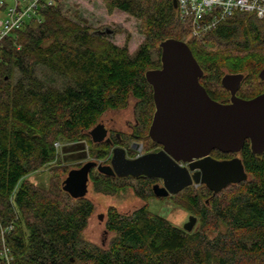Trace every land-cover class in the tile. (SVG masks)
<instances>
[{"label": "trees", "instance_id": "1", "mask_svg": "<svg viewBox=\"0 0 264 264\" xmlns=\"http://www.w3.org/2000/svg\"><path fill=\"white\" fill-rule=\"evenodd\" d=\"M103 2L109 14L121 11L140 22L144 41L133 52L129 38L123 46L114 44L61 0L42 9L40 21H29L0 45V253L2 230L12 225L5 235L10 264H264V153L253 154L249 140L237 155L211 153L217 160L240 157L246 181L217 194L191 185L167 197H181L186 212L198 218L192 232L149 210L158 180L111 177L93 169L90 180L96 192L113 195L132 189L146 202L127 214L108 208L105 227L114 237L107 248L84 236L94 203L66 193L56 168L48 187L29 181L30 175L54 163H62L58 168L68 174L55 143L65 139L93 144L85 133L107 111L126 109L130 98L137 101L138 125L118 144L150 139L146 133L155 104L146 72L162 67L160 43L183 41L192 26L179 17L173 0ZM194 41L189 47L203 70L200 83L212 99L230 103L231 94L221 83L226 75L222 67L229 74L245 75L238 97L256 96L248 98L243 92L256 80L264 84L259 78L264 19L237 13L205 34L202 41L222 46L219 52ZM158 146L152 142L153 149ZM110 153L105 142L89 150L98 161L109 162ZM0 264H6L1 254Z\"/></svg>", "mask_w": 264, "mask_h": 264}, {"label": "water", "instance_id": "2", "mask_svg": "<svg viewBox=\"0 0 264 264\" xmlns=\"http://www.w3.org/2000/svg\"><path fill=\"white\" fill-rule=\"evenodd\" d=\"M173 4L177 9V0ZM160 48L162 67L147 71L146 79L153 88L155 104L148 134L162 149L131 159L126 149L116 146L110 164L87 161L70 170L63 181V190L72 198L87 196L94 168L111 177L144 176L160 180L162 184L152 187L156 198L177 195L191 185H204L217 194L246 181L248 174L240 157L217 160L211 156L214 150L237 155L249 140L253 154L264 153V93L251 99L240 98L237 94L245 75L226 74L221 83L231 94L230 103L218 102L200 83L203 70L186 42L167 39L160 43ZM259 78L264 81V69ZM88 134L94 143L114 146L104 122ZM138 147L139 144H132V148ZM77 150L82 151L65 148L64 161L89 159L85 145ZM99 219L102 221L104 215ZM197 222V217L190 216L184 230L192 232Z\"/></svg>", "mask_w": 264, "mask_h": 264}, {"label": "rangeland", "instance_id": "3", "mask_svg": "<svg viewBox=\"0 0 264 264\" xmlns=\"http://www.w3.org/2000/svg\"><path fill=\"white\" fill-rule=\"evenodd\" d=\"M64 4L66 9H71L72 11H76L80 13L82 17L88 20V24L92 27L93 31L98 33L105 32L103 35H106L108 39L116 45L123 46L129 38V51L133 52L139 44L144 41V35L140 33V22L137 21L135 18L127 15L121 11H114L112 14H109L106 8L105 3L103 0H61ZM191 33V32H190ZM190 33L187 36H184V42L188 45L191 44L195 38H190ZM102 34V33H101ZM199 40H197L198 42ZM195 42V41H194ZM207 46V51L212 53L219 52L222 50V46L218 45L217 43L206 42L202 41ZM202 44V43H201ZM200 43L198 42V44ZM238 52H236L237 54ZM239 54V53H238ZM264 55V50L262 51ZM241 55V54H239ZM223 74H229L232 71L229 69L222 67ZM247 75V73H245ZM221 92V91H220ZM261 92H264V84L253 83L248 87L244 88L245 95L248 97L257 96ZM223 95L225 93L223 92ZM226 98V96H224ZM248 97V98H249ZM136 100L134 98H130L128 107L121 111H107L102 117L101 122L107 124L110 128L113 127L116 129V133H121L122 135H131L133 132V126L136 124V117H135V105ZM135 127V126H134ZM89 132L85 134L89 136ZM148 135V133H146ZM90 137V136H89ZM91 138V137H90ZM57 142L60 143V148H58L57 152L60 155L62 162L68 166V170L77 169L82 164L86 163L87 161H94L96 165L103 164L108 165L110 164L112 151L115 146H111V153H110V161L107 162L105 160L98 161L96 159H92L89 156V159L81 161H69L64 162L65 153L63 150L66 148L76 147L75 143H79V141H68V140H58ZM80 143L83 145L85 144L86 150L89 153L90 148L95 144H88L85 140H80ZM137 143L139 147L134 149L132 148V144ZM93 145V146H92ZM120 147L121 145H117ZM127 151V156L131 159L136 158L139 155H144L150 152H156L157 150L153 149L152 141L149 139H139L134 138L130 146H121ZM150 149V151H149ZM148 150V151H147ZM132 151V152H130ZM216 159V156H212ZM232 159V158H231ZM62 164V163H61ZM60 164V165H61ZM59 164H51L50 166H46L41 170L35 172L34 174L29 176V181L35 184L36 186L41 187H48L50 184V180L52 177V168H56L57 173L56 175H61L62 181H64L68 174H62ZM62 168V165H61ZM97 170L96 168H94ZM162 184V182H161ZM87 198L90 199L95 205V211L92 217L89 220L88 227L84 232L85 238L94 243L95 245L107 248L114 237L113 233L107 231L105 227L106 223V214L109 207H115L120 213L127 214L135 209H138L144 205L146 202L137 198L134 194L132 189H127L125 191L119 192L117 194H102L96 192L93 183H90L89 191L87 194ZM183 201L181 197L176 199L167 198H152L149 200V210L159 216L167 218L170 222L177 226H184L188 221L190 214L186 212L183 207ZM100 215H104V219L101 221L99 219ZM198 225V224H197ZM197 225L195 228H197Z\"/></svg>", "mask_w": 264, "mask_h": 264}, {"label": "built area", "instance_id": "4", "mask_svg": "<svg viewBox=\"0 0 264 264\" xmlns=\"http://www.w3.org/2000/svg\"><path fill=\"white\" fill-rule=\"evenodd\" d=\"M179 17L192 26L190 38L203 40L205 34L217 29L237 13L255 15L264 19V0H177ZM56 4V0H0V45L3 40L26 23L41 20V10ZM58 150L60 143L56 142ZM141 156V155H139ZM13 229L10 225L2 230L1 257L6 264L12 261L5 235Z\"/></svg>", "mask_w": 264, "mask_h": 264}, {"label": "flooded vegetation", "instance_id": "5", "mask_svg": "<svg viewBox=\"0 0 264 264\" xmlns=\"http://www.w3.org/2000/svg\"><path fill=\"white\" fill-rule=\"evenodd\" d=\"M238 95V94H237ZM229 103V102H228ZM228 103H224V104H228ZM107 125V124H106ZM138 125V121H136V124L134 125V126H137ZM108 126V125H107ZM134 126H133V128H134ZM116 129H114L113 127H109L108 126V137L112 140V142L114 143V146L116 147L117 145H118V142H120V143H123L124 142V139L125 138H123V136H122V134L121 133H116V131H115ZM117 143V144H116ZM77 144V146L76 147H74L73 146V148L74 149H76V152L77 153H79L80 151H82V150H77V149H79V148H81L82 149V147H83V144L82 143H80V141H79V143L77 142V143H75L74 145H76ZM85 145V144H84ZM121 147V146H120ZM72 148V147H71ZM162 149V147L161 146H158L155 150H157L156 152H158V151H160ZM82 162V161H81ZM83 165V164H82ZM81 165V166H82ZM80 166V167H81ZM79 167V168H80ZM156 183H161V181L160 180H158Z\"/></svg>", "mask_w": 264, "mask_h": 264}, {"label": "crops", "instance_id": "6", "mask_svg": "<svg viewBox=\"0 0 264 264\" xmlns=\"http://www.w3.org/2000/svg\"><path fill=\"white\" fill-rule=\"evenodd\" d=\"M30 179V178H29Z\"/></svg>", "mask_w": 264, "mask_h": 264}]
</instances>
